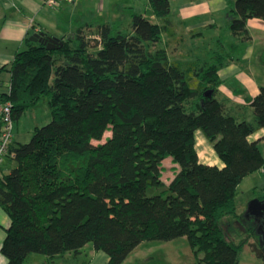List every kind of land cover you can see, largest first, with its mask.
Instances as JSON below:
<instances>
[{"label": "trees", "instance_id": "obj_1", "mask_svg": "<svg viewBox=\"0 0 264 264\" xmlns=\"http://www.w3.org/2000/svg\"><path fill=\"white\" fill-rule=\"evenodd\" d=\"M148 1L161 26L131 14L126 34L107 25L89 37L77 29L53 50L26 39L28 47L1 69L10 79L0 102L10 105L14 123L40 103L49 114L28 143L9 147L13 168L0 175V207L10 222L0 246L5 264L30 255L50 263L87 244L106 264H122L142 242L180 238L194 264H238L246 240L228 241L221 220L239 219L236 187L264 164L248 140L264 129V88L247 101L253 123L226 115L214 95L230 54L171 60L161 45L169 2ZM251 19L264 21V0H234L227 30L247 42ZM196 132L222 167L198 161ZM165 158L177 166L168 185ZM250 249L264 264L258 243Z\"/></svg>", "mask_w": 264, "mask_h": 264}, {"label": "crops", "instance_id": "obj_2", "mask_svg": "<svg viewBox=\"0 0 264 264\" xmlns=\"http://www.w3.org/2000/svg\"><path fill=\"white\" fill-rule=\"evenodd\" d=\"M168 2L169 6L171 3L175 6L173 10L170 7L168 16V21L171 20L168 27L169 35H164L166 38L164 41L161 37V45L167 54L174 53L177 46L181 45L180 37H187L189 34L194 35L202 44L201 52L210 49L212 53L220 52L224 55L229 53V61L216 72L219 84L214 99L223 107L224 113L236 122L253 123L252 110L247 101L257 94L260 87L264 88V21L248 20L245 29L249 40L241 42L239 38L232 37L227 30V14L234 0H168ZM85 3L86 0H73L72 4L60 3L55 9H50L44 6L41 0H0V96L6 91L10 79L7 70L1 69H8L14 55L28 47L26 39L34 34L43 33L47 37L60 40L72 35L77 29L84 31L100 25L111 27L108 21L119 20L118 13L122 11L129 13L125 19L127 26L131 14L141 15L151 23L158 24L152 15L148 0H99L97 10L103 15H98L95 19ZM169 58L177 60L174 56ZM189 58L191 57H187ZM14 124L16 122H13V132ZM248 140L257 143L264 160V129L255 131ZM12 144H16L14 140ZM195 150L200 163L222 167L200 132L195 133ZM162 164L165 169L169 168L168 171L172 174L168 181H164L161 170V180L168 185L177 171V166L170 158L162 160L161 169ZM12 168L13 165L5 159L1 173L5 175ZM242 191L258 195L254 196V199L264 197V164L259 171L243 178L236 187L237 215L239 211L245 209L242 203L237 204V196ZM239 206L242 208L238 209ZM9 223V218L0 207V246ZM107 260L104 253L94 252L91 247L84 246L78 256L66 254L46 263L43 257L30 255L23 264H106ZM5 262L0 254V264Z\"/></svg>", "mask_w": 264, "mask_h": 264}, {"label": "rangeland", "instance_id": "obj_3", "mask_svg": "<svg viewBox=\"0 0 264 264\" xmlns=\"http://www.w3.org/2000/svg\"><path fill=\"white\" fill-rule=\"evenodd\" d=\"M99 0H86V8L91 9L93 18L95 19L98 15H103V13L97 10ZM92 3V5H90ZM174 4L171 3V10L174 9ZM90 7V8H88ZM173 8V9H172ZM129 13L127 11H122L118 13L119 20L108 21L109 25L116 31L123 34L129 32V25L127 26V16ZM158 25H162L160 20ZM171 23V20H170ZM169 27V26H168ZM95 28L85 29L83 31L87 37L94 36ZM165 34H162L163 41ZM70 36V35H69ZM68 36V37H69ZM223 38V36H222ZM179 39V38H178ZM181 45L177 46V50L172 53L169 52L170 57H175L180 62H202L207 61L206 58L212 54V51L201 52L202 44L194 37V35L181 36ZM179 41V40H178ZM187 57H191L187 59ZM193 57V58H192ZM5 104V103H4ZM3 105V103H2ZM0 105V108L2 107ZM49 121V114L46 110L45 104L40 103L37 108L33 110L26 111L20 120L14 124V132L12 130L13 140L16 144H26L32 137V130L34 127H41ZM109 137V133H104L102 140L100 142H92L93 145L102 143L106 138ZM198 137V136H197ZM200 138V137H199ZM206 156V154H204ZM162 179L168 181L171 177V173L162 164ZM259 194V193H258ZM254 195L249 191H242L237 196V204L242 203L245 209L238 212V220L225 217L221 220V225L224 229L225 235L228 241L233 244H238L242 240H246L245 246L241 248L238 254V264H263L258 261L251 252L250 245L256 242L259 245V233L256 230L257 221L252 218H246V207L254 199ZM263 196V195H260ZM242 207H238L241 209ZM253 228L255 231L252 236H250L248 229ZM91 247L90 244L86 245ZM122 264H194V259L192 253L187 246L185 238H180L172 240L169 242H158V241H145L142 242L135 250H133Z\"/></svg>", "mask_w": 264, "mask_h": 264}, {"label": "water", "instance_id": "obj_4", "mask_svg": "<svg viewBox=\"0 0 264 264\" xmlns=\"http://www.w3.org/2000/svg\"><path fill=\"white\" fill-rule=\"evenodd\" d=\"M29 42L41 43L46 50L58 49L62 43L53 37H43L42 34H34L28 38ZM207 96L210 93L206 94ZM252 217L257 221V232L259 233V247L264 252V200L253 199L246 207V218Z\"/></svg>", "mask_w": 264, "mask_h": 264}, {"label": "built area", "instance_id": "obj_5", "mask_svg": "<svg viewBox=\"0 0 264 264\" xmlns=\"http://www.w3.org/2000/svg\"><path fill=\"white\" fill-rule=\"evenodd\" d=\"M42 4L50 9H55L60 3L72 4L73 0H41ZM13 121L11 109L8 103L0 108V175L1 167L8 154L9 147L13 143Z\"/></svg>", "mask_w": 264, "mask_h": 264}]
</instances>
